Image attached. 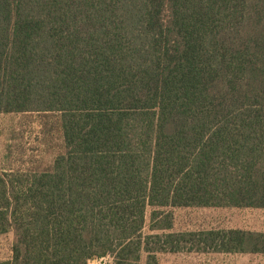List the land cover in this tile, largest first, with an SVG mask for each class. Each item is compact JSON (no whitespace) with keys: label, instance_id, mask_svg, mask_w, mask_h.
I'll return each instance as SVG.
<instances>
[{"label":"trees","instance_id":"obj_1","mask_svg":"<svg viewBox=\"0 0 264 264\" xmlns=\"http://www.w3.org/2000/svg\"><path fill=\"white\" fill-rule=\"evenodd\" d=\"M24 112L60 113L65 150L0 174V264L264 254V231L174 230L264 209V0H0V114Z\"/></svg>","mask_w":264,"mask_h":264},{"label":"rangeland","instance_id":"obj_2","mask_svg":"<svg viewBox=\"0 0 264 264\" xmlns=\"http://www.w3.org/2000/svg\"><path fill=\"white\" fill-rule=\"evenodd\" d=\"M65 150L58 112L0 114V174L16 170L50 169L55 158ZM151 210H148V222ZM175 231L242 228L264 231L262 208H175ZM13 234L0 236V260L11 257ZM160 264H264V256L251 258L242 254L216 252H178L158 255ZM91 264H113L111 257ZM140 264H146V255Z\"/></svg>","mask_w":264,"mask_h":264},{"label":"crops","instance_id":"obj_3","mask_svg":"<svg viewBox=\"0 0 264 264\" xmlns=\"http://www.w3.org/2000/svg\"><path fill=\"white\" fill-rule=\"evenodd\" d=\"M22 171V170H21ZM235 254H242V256H248L249 258H251V260H252V258H253V260L251 261L252 263H254V260H256L257 259V257H262V256H264V254H249V253H235Z\"/></svg>","mask_w":264,"mask_h":264}]
</instances>
